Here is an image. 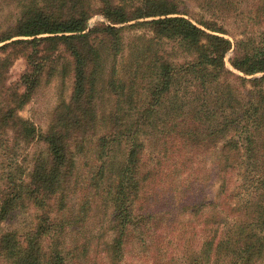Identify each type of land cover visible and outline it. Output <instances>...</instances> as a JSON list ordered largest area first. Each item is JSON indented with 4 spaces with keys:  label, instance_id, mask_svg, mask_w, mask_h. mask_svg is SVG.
<instances>
[{
    "label": "trees",
    "instance_id": "16d2710c",
    "mask_svg": "<svg viewBox=\"0 0 264 264\" xmlns=\"http://www.w3.org/2000/svg\"><path fill=\"white\" fill-rule=\"evenodd\" d=\"M99 2L100 14L109 25L88 29L90 11L85 0H49L42 6L31 2L32 6L23 11L13 33L0 38V51L15 45H29L32 49L27 54L28 69L17 83L8 84L7 87L6 64L0 60V101L4 97L3 92L8 91L10 95V99L0 105V134L4 135L8 129L13 141L9 147L4 141L0 142V176L3 182L0 224L9 219L16 208H22L25 204H31L38 211L34 225L26 234L19 236L15 232H8L0 235V262L72 263L71 259L68 260L72 253L65 251L62 234L67 227H76L84 222L89 202L82 201V205L76 211L72 210L65 220L54 221L52 213L62 212L66 208L69 184L76 171L75 157L83 151L87 140L95 142L96 162L100 165L91 172L88 190L84 191L82 199L85 200L87 194H93L104 178L115 177L116 182L108 186L106 195L112 194L113 203L114 235L109 247L112 260L119 259L129 234H140L142 229L145 231L149 228L146 222L149 220L144 214L137 217L131 214L132 203L140 194L141 182L147 184V176L151 175L148 173L143 179L139 177L138 165L143 144L135 130L137 126L145 125L147 131L142 135L158 133V121L149 123L158 114L168 120L172 113L174 118L180 120L173 126L181 128V137L186 142H221L226 164L231 153L241 152L238 169L243 168L249 177L246 180L247 188L264 191V37L246 34V38L244 35L243 40L235 43V56L230 65L243 75L236 76L224 64L225 55L232 49V43L221 36L226 33L208 22L193 23L186 19L185 15L177 13V4L172 0H145L142 6L129 7L128 10L122 4L123 0ZM259 2L261 4L254 16L256 23L264 22V0ZM131 21H136L135 26L148 28L151 33L146 48L136 52L137 57L145 55V58L141 57L138 68L129 74L127 86L125 78L118 74L113 65L106 83L109 94L115 98L114 113L110 115L112 127L107 134L94 137L99 57L90 38L95 34L108 37L114 55L118 56L120 31L112 25ZM13 37L18 39L12 41ZM162 42L184 52L183 61L179 63L165 57V53L154 52L153 48ZM47 44L50 50L58 45L63 46L72 58L73 86L69 103L57 105L49 129L40 134L31 123L19 118L16 112L29 102L43 74L45 61L50 55L38 54L40 46ZM151 52L153 59H150L152 55H147ZM147 60H151V63L145 72L141 64ZM259 74L262 75L259 78H247ZM174 76L178 80L177 85L172 83ZM232 78L248 84L250 90L242 96L229 83L228 79ZM146 79L148 83H145ZM171 86H174V91L170 92ZM137 87L148 92L147 101L140 107H136L132 98ZM122 98L128 105L123 114L138 113L130 125H124L121 120ZM188 120L192 121L187 123ZM35 140H40L46 146L47 153L34 159L32 169L25 176L26 169L18 161L17 145ZM123 141L127 144L126 154L123 165L117 167V157H111L110 153ZM25 162L24 159L23 165ZM156 179L154 173L155 183ZM263 216L264 209L259 206L258 216L252 223L257 231L248 230L247 234H243L240 229H234L231 242L229 236L217 243L216 234L206 237L193 258L182 261V264H264V238L259 235L264 225ZM48 237L51 243L46 253L42 244ZM80 249L82 253L86 252L85 246ZM225 256L229 259L224 263L221 258Z\"/></svg>",
    "mask_w": 264,
    "mask_h": 264
},
{
    "label": "rangeland",
    "instance_id": "374dc122",
    "mask_svg": "<svg viewBox=\"0 0 264 264\" xmlns=\"http://www.w3.org/2000/svg\"><path fill=\"white\" fill-rule=\"evenodd\" d=\"M48 1L0 0V38L13 33V29L28 6H32V3L42 6ZM144 1L123 0L122 4L128 10L129 7L142 6ZM172 1L177 4V13L185 15L186 19L193 23L208 22L226 33L221 36L232 43V49L224 57L225 67L236 76H243L231 68L230 61L235 56V43L243 40L244 35L245 38L246 34L255 35L257 38L264 37V22L254 21L255 11L261 4L260 0ZM85 2L90 11L88 29L103 24L109 25L100 14L99 0H85ZM135 25L136 21L112 25L120 31L118 56L114 55L113 46L108 37L95 34L90 38V43L95 47L99 57L96 71L98 92L95 97L97 124L94 137L107 134L112 127L110 115L114 113L115 98L109 94L106 83L113 65L116 66L118 74L125 78L127 86L130 81L129 74L134 68H138L141 57L145 58V55L137 57L136 52L138 49L146 48L151 33L148 28ZM17 39L18 37H13L11 40ZM49 48V44L45 47L40 46L38 55L47 53L50 56L45 61L43 74L29 102L16 112L19 118L31 123L40 134L49 129L57 105L62 102L69 103L73 86L72 58L61 45L54 50ZM31 51L29 45L10 46L5 51H0V60H4L6 64V87L8 84L17 83L21 75L26 72L27 54ZM153 51L165 53V57H171L179 63L185 57L184 52L177 48L172 49L171 45L165 42L155 46ZM152 54L151 52L147 55ZM153 55L150 59L154 58ZM150 63L151 60H147L141 64L145 72L150 68ZM261 76L259 74L247 78ZM228 81L242 96L250 90L248 84L240 83L234 78ZM148 82L146 79L145 83ZM172 83L175 85L178 83L175 76ZM171 91H174V86H171ZM3 93L4 97L0 105L10 99L8 91ZM147 93V90L136 88L132 97L136 107H140L144 101H147ZM121 102L122 123L130 125L135 121L138 113L123 114L128 109V105L124 103L123 98ZM167 105L168 103L165 106ZM152 121H158L157 131L160 134L154 132V134L142 135L141 133L147 131L145 125L137 126L135 130L139 141L143 144L141 162L138 165L139 177L143 179L146 174L151 175L147 176V184L141 182L140 194L131 207V214L135 217L144 214L149 220H145L149 228L145 231L142 229L140 234L130 233L123 254L116 261L112 260L109 246L112 244L114 235L113 203L112 194L106 195V190L109 185H114L116 180L115 177L104 178L93 194H87V198L82 199L84 191L88 190L91 172L100 165L96 162L95 142L87 140L83 151L75 157L76 171L69 184L66 208L62 212L52 213L54 221L65 220L70 217L72 210L76 211L82 205V201L89 202L86 205L84 222L76 227H67L62 234L65 251L72 253L68 257V260L72 261L71 264H182V261L193 258V254L200 249L206 237L216 234L217 243L229 236L228 240L231 242L234 229H240L243 234H247L248 230L257 231L252 223L258 216L259 206L264 209V191L256 192L254 189L247 188L246 180L249 177L243 168L238 169L241 152L231 153L226 164L221 151V142L213 144L184 141L180 133L181 128L173 126L180 120L174 118L172 113L168 120L158 114L153 116L149 123ZM190 121L192 120H188L187 123ZM2 141L7 147L12 144L11 132L8 129L5 130L4 135L0 134V142ZM126 149L127 144L123 141L111 150L110 156L117 157V167L123 165ZM16 150L18 161L26 169L25 176L32 169L34 159L47 153L46 146L40 140L29 144H19ZM24 159L26 162L23 165ZM105 161L108 162V159ZM154 173L157 178L156 183L153 181ZM2 185L0 176V191ZM21 207L16 208L11 217L0 224V235L15 232L22 236L32 228L38 211L31 204ZM53 209L55 210L56 207L53 206ZM262 219L264 222V216ZM259 235L264 238V225ZM50 243L51 239L45 238L42 244L44 252H48ZM83 246L86 247L85 253H82L80 249ZM227 257H222L221 261L227 262L229 259ZM0 264L6 263L0 262Z\"/></svg>",
    "mask_w": 264,
    "mask_h": 264
}]
</instances>
